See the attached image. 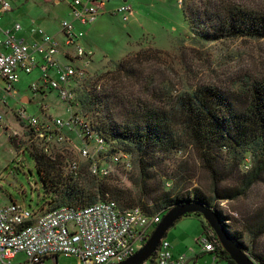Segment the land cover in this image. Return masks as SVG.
I'll return each instance as SVG.
<instances>
[{"label":"rangeland","instance_id":"374dc122","mask_svg":"<svg viewBox=\"0 0 264 264\" xmlns=\"http://www.w3.org/2000/svg\"><path fill=\"white\" fill-rule=\"evenodd\" d=\"M4 1L10 5L11 11L7 13L0 11V28L3 31L16 23L26 27L33 19L41 25L46 22L49 32L47 35L62 40L61 24L65 20L70 21L71 0H58L59 3H56V0ZM123 3L129 5L131 9V14L126 20L111 14ZM230 6L264 13V0H110L109 6L106 4L108 8L106 12L98 16L94 23L79 28L78 24L74 23L75 30H80L83 34L79 41L81 46L93 51L86 67L88 77L84 81L85 86L83 88H77L79 85L74 86L79 99V104L74 109L77 116L84 117L90 124L91 121L112 122L111 116L105 113V104L109 102L111 107L109 113L114 112L113 122L117 124L123 120L125 109L115 107L118 104L117 99L107 98L104 101L101 108L102 120L95 114L94 101L88 104V99L93 100L96 92L112 91L127 102H134L136 99L144 102L150 98L146 93V86L151 93L153 90L155 93L157 86L166 87L170 96L177 97L203 85L233 90L246 75L264 74V39L231 37L215 41L207 39L209 29L201 26L200 15L202 13L209 15L215 7ZM40 14L42 17L38 20L36 16ZM45 18L47 19L44 20ZM209 25L210 23L207 24ZM57 59L62 64L67 63L59 56ZM127 59L130 61H126ZM123 62L124 68L117 70L116 65ZM128 69H131V72ZM49 74L52 78L55 76L51 70ZM150 75L155 79L151 88L146 83ZM39 77L37 69L30 75L21 74L20 83L15 85V89L20 90L21 95L32 98L28 87ZM1 97L2 101L8 104V108L14 107L16 103L14 99L7 95ZM45 102L51 105L48 107L46 120L56 118L64 121L69 117L65 112V106L56 100L54 92L47 95ZM27 110L28 115L42 118L37 107L29 105ZM10 126L16 129L13 123H10ZM91 128L100 137L95 126ZM18 141L15 149L11 140L0 138V208L18 204L30 211L39 210L41 213L50 211L48 204L51 200L44 197V190L35 172L36 161L21 149L24 148V141L23 143L21 140ZM103 141L106 150L110 151L112 144L104 139ZM69 144L72 147L67 149L72 151L70 158L81 161L82 158L76 150L80 147L70 142ZM79 144L81 147L84 145L87 151L95 150L97 147L90 143V140L81 139ZM217 145L205 149L207 152H204L184 140L178 149L168 153H161L156 148L154 152L149 153L150 155L145 156L144 160L148 166L143 174L140 172L138 165L140 160L136 153L123 152L126 145L120 143L118 147L121 151L110 153L113 155L127 153L130 167L124 168L122 165L114 167L112 174H108L104 179V185L107 189L115 191L111 197L121 196L123 201L114 200L119 207L124 208L125 204H129L126 201L129 196L133 201H140L136 206H141L145 210L157 207L158 212H154L155 214L160 213L165 203L168 205L172 203L169 201L177 198L180 201L185 199L193 201L194 195H197L211 203L222 215L226 229L231 237L233 236L232 239L234 238L241 249H244L248 257L255 264H264V164L256 150L234 145L219 148ZM54 146L61 153L57 154L55 151L57 157L53 161L59 168L60 180L65 181L64 186L67 187L69 176L63 162L66 148L55 142ZM128 146L131 145L128 144L127 149ZM261 165L260 178L245 186L251 171ZM78 183L87 190L83 178H80ZM91 188L94 190L97 186L92 185ZM179 203L182 201L176 204ZM191 216L181 218V222L174 226L177 228H173L177 230L171 229L168 237L172 236L174 231L181 232L178 227L184 229V225H188V230L191 229L192 224L183 221L192 219L205 224L201 216ZM187 234L184 232L183 237L185 238ZM195 247L199 249L197 245ZM205 258L204 262L198 264H213L212 255ZM24 261V255L17 254L11 264H23ZM58 264H77V260L73 257H60Z\"/></svg>","mask_w":264,"mask_h":264},{"label":"built area","instance_id":"2783aa9c","mask_svg":"<svg viewBox=\"0 0 264 264\" xmlns=\"http://www.w3.org/2000/svg\"><path fill=\"white\" fill-rule=\"evenodd\" d=\"M108 1L71 0L69 6L75 21L82 26H88L103 13L104 5ZM0 11H11L10 5L4 0H0ZM113 14L126 20L131 14L130 6L123 3ZM62 30L65 47L71 51L67 52V57L64 55L66 64L57 59L58 51L54 40L46 37H42L40 42L19 39L15 35L23 32V27L18 23L4 31L5 38H0L2 91L7 95L15 93L14 87L19 83L21 74H31L38 65L33 54L39 55L42 59V76L37 82L31 83L29 89L41 99L39 109L42 118L30 116L25 110L18 108L14 111V117L18 122L19 131L5 127L2 115L0 130H3L10 140L17 139L22 143L24 141V148L20 147L24 153L39 151L38 153L55 161L57 154L61 152L54 146V142L66 148L63 162L68 176L79 181L83 178L81 166L87 164L88 175L97 186L94 190L90 189V192L95 194L100 191V183H104L107 175L112 174L113 168L119 165L129 168L130 159L127 153L109 154L103 139L93 132L91 126L94 124H90L84 117L77 116L74 109L79 104V99L74 86H85L84 81L88 77L86 67L92 53L80 47L79 41L83 34L75 32L73 23L63 22ZM30 34L40 36L43 33L33 27ZM74 47L75 52H72L71 48ZM50 70L55 75L53 78L50 77ZM50 92H54L58 102L65 106L69 114L66 120L50 117L46 120L50 104H46L45 99ZM65 129L78 135L83 141L90 140V143L97 146L96 149L87 151L84 145L79 146L76 150L82 160L75 161L70 158L72 151L67 149H72L69 144L71 140L62 133ZM38 211H30L18 204L0 208V264H11L17 254L24 255L23 264H58L60 257H73L77 264H119L144 246L161 220L160 213L147 214L141 207L121 208L110 198L77 209L60 207L42 213ZM199 249L201 253L212 254L213 264H227L217 257L214 245L208 240H201ZM186 262L184 255L173 254L171 245L163 238L152 256L142 264Z\"/></svg>","mask_w":264,"mask_h":264},{"label":"trees","instance_id":"16d2710c","mask_svg":"<svg viewBox=\"0 0 264 264\" xmlns=\"http://www.w3.org/2000/svg\"><path fill=\"white\" fill-rule=\"evenodd\" d=\"M200 18L201 26L209 29L207 39L210 41L224 37L249 38L252 40L264 39V13L245 10L238 6H230L229 8L215 7L209 15H203L202 13ZM208 23H210L209 26H207ZM126 61L130 60L127 59ZM123 64L124 62L116 65L117 70L124 68ZM128 70L131 72V69ZM138 75L140 76V73ZM148 78L146 83L151 88L155 79L153 75ZM157 87L155 93L154 90L151 93L150 89L147 86L145 87L146 93L150 95V98L144 102L139 101V99L134 102H127L112 91L108 93L103 91V95L96 92L93 100L91 98L88 99V104L94 101V112L98 114L101 120V108L107 98L117 99L121 103L117 101L118 104L115 107L118 106L120 110L125 109V116H122L123 120L116 124L113 122L112 117L114 112L109 113L111 107L109 102H107L105 104V113L111 116L112 122L91 121L98 130L99 136L112 144L111 153H115L116 150L121 151L118 147L120 143L126 145L123 152L130 153L132 151L136 153V157L140 160L138 163L139 169L143 174L148 166L144 160L146 155L154 152L156 148L161 153L171 152L178 149L184 140L204 152H207L205 149H211L212 146L217 144L216 147L219 148H224L225 146L250 148L258 152L264 164V74L246 75L240 79L239 84L235 87L236 89L234 88L233 90L203 85L191 92H184L177 97L170 96V93L167 92L168 88ZM128 103L129 105H127ZM128 144L132 147L128 146L127 149ZM38 152L26 153L36 161L35 172L44 190V197L51 200L48 204V210L60 207L73 209L87 207L95 202L104 201L106 198L117 202L123 201L120 195L111 197V194L114 195L113 192L115 191L107 189L104 183L100 184L98 193L90 192L94 183H92L88 175L87 164H83L81 168L87 190L80 187L79 181L77 180V182L71 177L68 178V185L65 187V181L60 180L59 168L56 163ZM111 153L109 152V154ZM205 161H207V158H205ZM261 174L262 165L251 171L249 181L245 182V186L257 181ZM60 184L62 188H60ZM126 201L129 204H125L124 208L141 207L136 206L140 201H133L129 196ZM181 201L182 203L197 202L203 204L217 212L222 222L224 221L222 215L215 210L211 203L197 195H194L193 201L189 199ZM181 201L177 198L174 201H169L172 202L169 205L165 203L160 215L162 216L173 205ZM141 208L147 214L158 212L157 207L153 210ZM191 215L199 217L197 214ZM191 215L184 217H192ZM204 225L205 231L211 234V237H208L209 242L214 245L217 257L226 261L227 264H234L222 249L208 224L205 222Z\"/></svg>","mask_w":264,"mask_h":264},{"label":"crops","instance_id":"0c3cea01","mask_svg":"<svg viewBox=\"0 0 264 264\" xmlns=\"http://www.w3.org/2000/svg\"><path fill=\"white\" fill-rule=\"evenodd\" d=\"M123 1H125V0H123ZM55 2L56 3H59L58 0H56ZM109 3H110V0L106 4L109 6ZM106 4L104 5V10H103V13L101 15H103L106 12V8H107L106 7ZM113 11H112L111 14H113ZM41 14L36 16L38 20L39 19L41 20V17H42ZM69 16H70V21L65 20L63 22H71V23H73V25H74V23H77L78 24L77 28H79V26L85 27V26L80 25L77 21H75V19L73 18V15L71 14V9H70ZM46 19L47 18H45L44 20H46ZM43 25H46V26L44 27ZM43 25L37 24V22L35 20L31 19L30 22H29V24H28V26H26V27L22 26L23 27V32H21L19 34H16L15 36H17V38H19V39H25L27 42H40L42 40L41 39L42 37H46V38H49L51 40H54L55 43H56V45H57V51H58L57 55L59 57H61L63 60H65L64 59V55L67 57L68 56L67 55V52H71V51L69 50V48L65 47L64 34H63V30H62V24H61V35L63 36L62 37V40H58L56 36H54V37L48 36L47 35V33L49 34L48 29H47L48 24H46V22H43ZM33 27H37L38 29H40L41 31H43L42 32L43 34L40 35V36L39 35H31L30 34V29L33 28ZM7 29H9V28H7ZM7 29L5 28V30H7ZM4 31H3L2 28H0V36H1V38L3 36V32ZM75 32L82 33L80 30H76ZM79 45H80V47H82L81 44H80V42H79ZM82 49L84 51H87V52H90V53L93 54V51H91V49H86V48H83V47H82ZM71 50H72V52H75V47H74V49L71 48ZM33 55L36 57V60L38 62L37 67H35L33 69V71L35 69H37L38 70V74L41 77L42 76V69H41L42 59L37 54H33ZM77 64L79 65L80 63H77ZM32 72H31V74H32ZM39 78H38V80H39ZM19 83H20V81H19ZM32 83H34V82H32ZM28 91L30 92L29 87H28ZM14 92L15 93H12V95H7L6 93H4L2 91V86L0 85V109H1L0 114L3 116V120L6 118V120H5L6 122L4 121L5 127L6 126L9 127L13 131L18 128V125H17L18 122L15 120V117H14V111L16 109L22 108L27 113L28 112L27 107L29 105L30 106H35V107L38 108L39 114L41 115V111L39 109V106L41 104V101H40L41 99L38 97V95H35V94L31 93V92L30 93L32 94V98H30L28 96H25V95H21L20 90L15 89V87H14ZM5 95L11 97L12 99H14L16 101V103H14V107L13 108H8V104L6 102H3L2 101L3 97H1V96H5ZM37 99H39V102H37ZM56 100H57V98H56ZM46 104H48V103H46ZM2 109H3V111H2ZM65 112L67 113V110L66 109H65ZM7 116L9 117V119H7ZM10 123H13L15 125L16 129L13 128V127H11L10 126ZM18 131H19V129H18ZM62 133L64 135H66V137L68 139L71 140V143L72 144H75V145L80 146L79 143H80L81 139H79V136L78 135H76L73 132H71L69 130H66V129L63 130ZM0 138L7 139V141L10 140L8 136L4 135L3 130L0 131ZM13 140L16 141V144L19 143V141H17V139H13ZM13 148H14V146H13ZM19 150H20V147H19ZM186 218H189V217H186ZM183 222H190L192 224L191 229L188 230V225H184V229H182L181 227H178L181 232L178 233L177 231H174L173 235L172 236L169 235V237H168L167 234H169V232L171 231V229L172 230H177V229H173V228H177V227H174V226H177L175 224L171 229H169V231L167 232V234L165 236V239L171 245L172 252H173V254L175 256H177V255H184L186 257V259H187L186 264H194V263L204 262L205 259H206L205 257L206 256H210L212 254L211 253H208V252L207 253H201L200 252V249H197L195 247V245H197L199 247V242L202 239H204V238L206 240H209L208 237H211V234L208 233L207 231H205L206 230L205 229V225L201 221L200 222H197V221L191 219L190 221H183ZM178 224H180V223H178ZM182 224H184V223H182ZM184 232L185 233H188L185 238L183 237Z\"/></svg>","mask_w":264,"mask_h":264},{"label":"water","instance_id":"95a60500","mask_svg":"<svg viewBox=\"0 0 264 264\" xmlns=\"http://www.w3.org/2000/svg\"><path fill=\"white\" fill-rule=\"evenodd\" d=\"M12 143L14 148L17 149L16 141L13 140ZM191 214L201 216L208 224L230 261L234 264H255V262H253L232 239L225 227V223L222 222L217 212L197 202L175 204L162 216L160 223L150 234L144 246L134 255L119 264H142L148 260L155 252L160 241L165 238L169 229H171L179 219Z\"/></svg>","mask_w":264,"mask_h":264},{"label":"flooded vegetation","instance_id":"af4514ba","mask_svg":"<svg viewBox=\"0 0 264 264\" xmlns=\"http://www.w3.org/2000/svg\"><path fill=\"white\" fill-rule=\"evenodd\" d=\"M226 262V261H225Z\"/></svg>","mask_w":264,"mask_h":264}]
</instances>
